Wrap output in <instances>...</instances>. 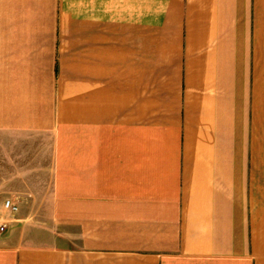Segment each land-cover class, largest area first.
<instances>
[{
    "label": "crops",
    "instance_id": "obj_1",
    "mask_svg": "<svg viewBox=\"0 0 264 264\" xmlns=\"http://www.w3.org/2000/svg\"><path fill=\"white\" fill-rule=\"evenodd\" d=\"M10 216L0 264H264V0H0Z\"/></svg>",
    "mask_w": 264,
    "mask_h": 264
},
{
    "label": "rangeland",
    "instance_id": "obj_2",
    "mask_svg": "<svg viewBox=\"0 0 264 264\" xmlns=\"http://www.w3.org/2000/svg\"><path fill=\"white\" fill-rule=\"evenodd\" d=\"M7 200V199H6ZM5 200V201H6ZM5 203V202H4ZM46 220L42 218H32V219H16L13 216L6 219H0V235L5 234L7 230H11L16 227L22 228H30V227H37L39 224L44 223ZM1 226H4V230H1Z\"/></svg>",
    "mask_w": 264,
    "mask_h": 264
},
{
    "label": "built area",
    "instance_id": "obj_3",
    "mask_svg": "<svg viewBox=\"0 0 264 264\" xmlns=\"http://www.w3.org/2000/svg\"><path fill=\"white\" fill-rule=\"evenodd\" d=\"M5 208L9 210L10 212L14 213L18 210V207L15 203L12 202L11 199H7L4 204ZM4 226H1V230H4Z\"/></svg>",
    "mask_w": 264,
    "mask_h": 264
}]
</instances>
